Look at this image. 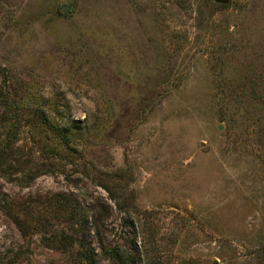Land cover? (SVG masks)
Masks as SVG:
<instances>
[{"label":"rangeland","instance_id":"rangeland-1","mask_svg":"<svg viewBox=\"0 0 264 264\" xmlns=\"http://www.w3.org/2000/svg\"><path fill=\"white\" fill-rule=\"evenodd\" d=\"M89 252L264 264V0H0V264Z\"/></svg>","mask_w":264,"mask_h":264},{"label":"trees","instance_id":"trees-1","mask_svg":"<svg viewBox=\"0 0 264 264\" xmlns=\"http://www.w3.org/2000/svg\"><path fill=\"white\" fill-rule=\"evenodd\" d=\"M7 135V134H6ZM16 136L14 135V134H12V133H9L8 135H7V139L9 140V141H12V140H14V138H15ZM13 146V145H12ZM11 206V205H10ZM4 208H7V207H5V205H4ZM64 208V207H63ZM6 211V210H5ZM6 213L8 214V216H10L12 219L14 218L13 217V215H12V212H11V210H8V211H6ZM14 221H15V219H13ZM16 222V224L19 226V222L18 221H15ZM84 264H94V262H95V259H94V257L92 256V252H89V254L87 255V254H85V256H84Z\"/></svg>","mask_w":264,"mask_h":264},{"label":"water","instance_id":"water-1","mask_svg":"<svg viewBox=\"0 0 264 264\" xmlns=\"http://www.w3.org/2000/svg\"><path fill=\"white\" fill-rule=\"evenodd\" d=\"M215 1H216V2H220V3H222V4H225V3L227 2V0H215ZM62 10H63V12H66L67 7H63ZM214 264H215V263H214Z\"/></svg>","mask_w":264,"mask_h":264}]
</instances>
